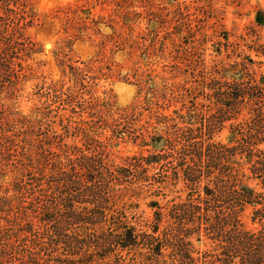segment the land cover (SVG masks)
Masks as SVG:
<instances>
[{
	"label": "rangeland",
	"instance_id": "rangeland-1",
	"mask_svg": "<svg viewBox=\"0 0 264 264\" xmlns=\"http://www.w3.org/2000/svg\"><path fill=\"white\" fill-rule=\"evenodd\" d=\"M258 19L264 0H0V123L15 127L25 116L33 126L27 138L55 135L32 155L52 159L83 144L100 152L95 177L135 164L120 183L112 178L109 204L137 232L160 231L173 204L196 198L206 184L183 180L187 165H208L198 158L205 139L228 143L230 124L264 106L263 89L255 104L208 129L214 96L204 87L212 77L231 67L245 80L264 76ZM14 127L7 132L24 136ZM16 158L0 159V180L12 178ZM252 210L246 206L241 220L258 231L264 217L253 221ZM200 234L191 242L201 252L211 243ZM40 243L45 259L68 253ZM90 243L85 264H140L147 251L140 244L101 259L104 250Z\"/></svg>",
	"mask_w": 264,
	"mask_h": 264
},
{
	"label": "trees",
	"instance_id": "trees-1",
	"mask_svg": "<svg viewBox=\"0 0 264 264\" xmlns=\"http://www.w3.org/2000/svg\"><path fill=\"white\" fill-rule=\"evenodd\" d=\"M243 77L235 67L223 68L204 87L214 96L209 130L263 97L264 76L260 81ZM15 124L21 138L7 132L14 127L8 121L0 123V159L20 155L12 178L0 180V264H85V247L92 241L104 250L101 259L141 244L147 251L140 264H264V228L252 231L241 220L246 206L253 208V221L264 217V150L257 147L264 143L263 105L247 112L242 122L230 124L228 143L205 139L198 158L208 165H187L183 180L197 186L205 179L206 184L196 198L173 204L162 230L146 233L137 232L109 204L112 178L120 183L135 164H127L129 169L104 167L95 177L91 168L101 164L100 152L83 144L66 145L63 156L54 153L52 159L32 155L34 148L37 152L41 145L50 146L55 135L30 139L26 134L33 128L31 120L20 116ZM27 172L32 177L26 178ZM154 221L159 224L161 218ZM201 231L211 248L200 252L191 237L195 233L201 241ZM40 242L68 253L45 259L37 252Z\"/></svg>",
	"mask_w": 264,
	"mask_h": 264
}]
</instances>
